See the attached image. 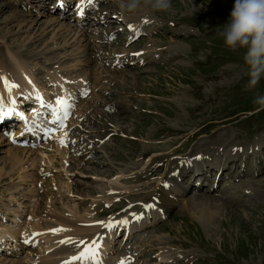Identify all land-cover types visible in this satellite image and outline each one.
Instances as JSON below:
<instances>
[{
    "label": "rangeland",
    "instance_id": "obj_1",
    "mask_svg": "<svg viewBox=\"0 0 264 264\" xmlns=\"http://www.w3.org/2000/svg\"><path fill=\"white\" fill-rule=\"evenodd\" d=\"M57 1H33L21 27L12 9L0 19V52L18 50L47 103L74 94L69 115L34 126L35 139L19 123L32 121L36 98L18 97L27 118L19 107L0 113V231L15 236L0 234V264H42L56 248L34 236L62 227L52 210L90 216L79 224L105 236L109 264H264V110L245 91L243 50L218 35L235 0H171L154 14L127 13L120 0H69L56 12ZM255 91L264 93V77ZM11 148L26 151V170L10 172ZM192 196L214 199L207 231L185 209Z\"/></svg>",
    "mask_w": 264,
    "mask_h": 264
},
{
    "label": "bare ground",
    "instance_id": "obj_2",
    "mask_svg": "<svg viewBox=\"0 0 264 264\" xmlns=\"http://www.w3.org/2000/svg\"><path fill=\"white\" fill-rule=\"evenodd\" d=\"M2 3L0 4V19L3 17V15L7 14V8L12 9L10 12V22L17 21L18 24L17 26L21 27L23 23L25 22V19H22L25 16V12H30L27 8L29 4H31L33 1L36 0H14L13 2L10 0H1ZM46 1H52V0H46ZM64 1V2H63ZM69 0H58L57 5L55 6L56 12L60 11L62 8V4L68 2ZM81 3V1H80ZM18 6L21 7L22 9H27L26 11H23L21 9H18ZM39 12H41V9L45 10L46 4H40L39 3ZM94 6V7H92ZM87 8H92L97 10L101 15L104 13L102 9L100 10L97 6L93 5L92 3L88 4L86 6ZM32 8V7H31ZM33 9V8H32ZM37 8L35 7L34 10ZM64 11V9L62 10ZM83 11L81 10L78 14V17L81 18L83 16ZM117 13H111L109 12L107 17L111 18L113 20V17L115 18H122L121 15H116ZM38 16V15H37ZM86 17H89L86 15ZM125 20L130 24L138 28L139 24L138 21L132 20L131 18L127 16H123ZM89 19V18H88ZM130 19V20H128ZM100 21V20H99ZM119 21V20H118ZM52 22V20L50 21ZM46 23V25H48ZM54 27V25H48L47 27ZM65 25L61 24L59 25V28L64 27ZM55 28V27H54ZM67 31H70L69 29ZM96 31V30H93ZM92 31V32H93ZM97 32V31H96ZM75 36V35H74ZM73 36V37H74ZM6 55L9 57V60L11 62H8L6 60ZM131 58V55L128 56ZM118 62H122L119 58H117ZM11 69H17L19 71V74H11ZM9 81L11 84L16 85L17 87L14 88H6L4 85V80ZM51 80L55 81L57 83H60L62 87H67V85L64 83V81L60 78L58 74H54V76H51ZM71 84V83H70ZM68 84V85H70ZM20 98L24 97L26 100L36 98L40 106H44L43 110L46 109V112L51 113V122L52 127H55L56 122H58V119L60 116H64L67 113V116L69 115L70 111L68 109L69 105V98L70 96L74 95L71 92H65L64 95L61 93L60 96H57L55 101H52L50 103H47L48 98H46L44 91L42 90V87H38L35 85L34 82V76L28 72V69L25 67V62L22 60V58L18 55V50L17 51H12L10 49H7V52H0V113L4 112L1 116L3 117L4 120L9 118V115L6 114L7 110H10L11 107H22L23 103H26V100L21 101L19 95H21ZM58 100H64L65 103L63 105L57 104L56 102ZM35 111H39L40 108H37L34 106ZM8 108V109H7ZM25 108V107H23ZM18 110V109H17ZM24 110V109H23ZM25 113V111H22ZM17 116V115H16ZM38 115H32V121L30 122H25L23 120L20 121L19 123V128L21 129V133L26 134L25 136L28 135L29 137V132L34 131L35 134L32 135L31 138L35 139L38 135H41V131H38L39 129L41 130H48V124L51 123L49 122L43 115L39 116L41 120L47 121L48 124H46L45 127L44 124H40V126L37 128L38 130H35L36 128L34 127V122H36V118ZM56 119V120H55ZM25 126H29V130H23ZM41 127V128H40ZM161 149L159 145L157 147H154L153 150H158ZM10 153V158H9V164L10 166V172L12 173H18L19 170L24 171L27 168H25L26 159H27V153L25 150H18V148H11L9 150ZM145 154L143 155V157ZM36 158V157H33ZM37 163V158L34 160L33 164L31 165L34 166V164ZM160 169V168H159ZM159 169H156L154 171H151L148 174H156L160 172ZM121 177H119L120 179ZM175 178L172 181H175ZM150 186L156 190L158 185H155V182L151 183ZM125 188V186H124ZM32 192H36V190L33 188L31 190ZM158 203H161L162 200L156 199ZM163 204V202H162ZM214 204V199L210 197H205V198H200L198 196L194 197H189L186 204H185V209L188 211L190 216L194 221H196L204 230L207 231V228H210V224L212 223V216L209 213L210 209L212 208ZM117 206H113L111 209L116 210ZM47 217L58 221L60 224H62V227L59 228H54L55 230L48 231L45 234H37L34 236V238L41 237V238H49L50 239V244H54L55 248L52 250L51 253L47 254L46 256L42 257V264H58L59 262H63L65 259L66 261L64 264H73L76 262V264H109L111 262L109 257H103L102 254L104 252H107L109 250V246L107 245L106 242L103 241L104 235L101 236L99 234L97 236V233L99 231L98 227H91V228H84V226L79 224L82 220L83 222H89L92 221L90 220V216L88 217H83V218H77V217H72L71 215L65 217L62 216L58 213L55 212V210H52L47 213ZM88 219V220H87ZM81 220V221H80ZM84 222V223H85ZM133 221L130 219H124L123 225L126 226L127 228H130V225ZM112 222L106 221V227L111 228ZM82 226V228L80 227ZM97 231V232H96ZM3 232L7 235L9 238L15 237L11 232L4 230L0 231V234L3 235ZM96 232V233H95ZM32 242H35L32 240ZM0 243L3 245L4 241L1 240L0 238ZM7 245V244H5ZM17 245V244H16ZM70 245V247H68ZM49 245V247H52ZM5 250V246L3 248ZM70 259H74L72 262H67ZM123 259L120 260H113L111 264H125V262H122ZM120 262V263H119ZM6 264V263H3ZM9 264H22L16 263V262H10Z\"/></svg>",
    "mask_w": 264,
    "mask_h": 264
},
{
    "label": "clouds",
    "instance_id": "obj_3",
    "mask_svg": "<svg viewBox=\"0 0 264 264\" xmlns=\"http://www.w3.org/2000/svg\"><path fill=\"white\" fill-rule=\"evenodd\" d=\"M120 8L127 13L143 9L147 14L167 12L171 0H120ZM218 35L224 46L243 50L248 82L245 91H253L256 110H264V93L255 91L264 77V0H235L228 22Z\"/></svg>",
    "mask_w": 264,
    "mask_h": 264
},
{
    "label": "snow or ice",
    "instance_id": "obj_4",
    "mask_svg": "<svg viewBox=\"0 0 264 264\" xmlns=\"http://www.w3.org/2000/svg\"><path fill=\"white\" fill-rule=\"evenodd\" d=\"M3 82H4V85H5L6 88L11 89V88L17 87L16 85L11 84V83H10L9 81H7L6 79H5ZM56 103H57V104H60V105H63V104L65 103V101H64V100H58Z\"/></svg>",
    "mask_w": 264,
    "mask_h": 264
}]
</instances>
